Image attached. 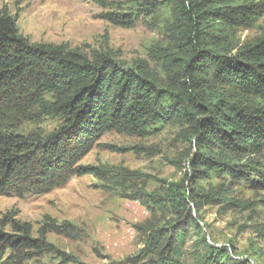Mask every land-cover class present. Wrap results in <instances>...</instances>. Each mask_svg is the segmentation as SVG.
<instances>
[{"label": "trees", "instance_id": "obj_1", "mask_svg": "<svg viewBox=\"0 0 264 264\" xmlns=\"http://www.w3.org/2000/svg\"><path fill=\"white\" fill-rule=\"evenodd\" d=\"M172 1L184 18L174 28L184 50L166 58V79L144 61L128 67L108 52L88 55L62 44L31 42L16 19L0 10V196L48 192L73 175L104 177L101 168L78 161L107 131L144 136L165 98L200 148L190 163L201 173L198 178L213 169L228 170L235 178L244 174L241 166L259 169L264 158V35L241 45L213 42L207 35L225 25L253 23L264 14V0ZM108 17L133 22L126 15ZM43 116L59 117L62 124L49 133L19 131ZM255 182L264 188L263 181ZM169 191L163 200L147 192L136 196L146 204H172L180 215L161 232V240L149 244V252L158 255L144 264H177L188 241L193 221L185 211L196 196L183 182ZM9 224L24 233L17 237L22 244H32L30 224L0 218V264L2 250L12 243L5 232ZM226 254L216 248L201 264H225Z\"/></svg>", "mask_w": 264, "mask_h": 264}, {"label": "rangeland", "instance_id": "obj_2", "mask_svg": "<svg viewBox=\"0 0 264 264\" xmlns=\"http://www.w3.org/2000/svg\"><path fill=\"white\" fill-rule=\"evenodd\" d=\"M0 10L16 19L31 42L62 44L88 55L108 52L128 67L144 61L163 79L166 58L184 50L174 31L184 18L172 0H0ZM110 13L133 22H114ZM262 35L264 14L207 37L241 45ZM172 107L165 98L144 136L112 130L98 138L78 163L101 168L104 177L73 175L48 192L0 196V218L30 224L32 240L22 244L17 237L24 233L9 224L5 232L12 243L2 250V264H144L158 255L149 252V244L180 215L172 204H146L136 196L147 192L167 199L178 182L196 198L185 211L193 224L177 264H201L216 248L227 252L225 264H264V188L255 182L264 183V158L259 169L241 166L240 178L221 168L198 178L201 173L190 163L200 148ZM61 124L59 117L43 116L19 131L49 133Z\"/></svg>", "mask_w": 264, "mask_h": 264}]
</instances>
